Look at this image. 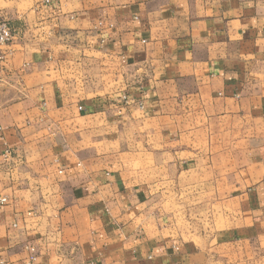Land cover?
<instances>
[{
	"label": "crops",
	"instance_id": "1",
	"mask_svg": "<svg viewBox=\"0 0 264 264\" xmlns=\"http://www.w3.org/2000/svg\"><path fill=\"white\" fill-rule=\"evenodd\" d=\"M0 15V264H264V0Z\"/></svg>",
	"mask_w": 264,
	"mask_h": 264
},
{
	"label": "built area",
	"instance_id": "2",
	"mask_svg": "<svg viewBox=\"0 0 264 264\" xmlns=\"http://www.w3.org/2000/svg\"><path fill=\"white\" fill-rule=\"evenodd\" d=\"M15 37L14 30L10 23L2 18H0V84L2 83L1 75L4 72V66L7 60V53L5 48L10 45ZM7 203L6 199H2L0 201V205H4ZM30 250V256L27 260V264H33L36 259V250L33 247L28 248Z\"/></svg>",
	"mask_w": 264,
	"mask_h": 264
},
{
	"label": "rangeland",
	"instance_id": "3",
	"mask_svg": "<svg viewBox=\"0 0 264 264\" xmlns=\"http://www.w3.org/2000/svg\"><path fill=\"white\" fill-rule=\"evenodd\" d=\"M0 18L4 19L3 17H1V15H0ZM4 20H5V19H4Z\"/></svg>",
	"mask_w": 264,
	"mask_h": 264
}]
</instances>
